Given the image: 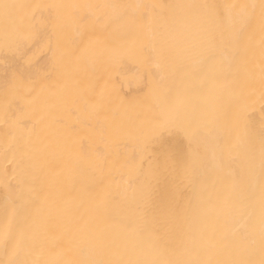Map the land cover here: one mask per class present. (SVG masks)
Returning <instances> with one entry per match:
<instances>
[{"label":"bare ground","instance_id":"bare-ground-1","mask_svg":"<svg viewBox=\"0 0 264 264\" xmlns=\"http://www.w3.org/2000/svg\"><path fill=\"white\" fill-rule=\"evenodd\" d=\"M0 264H264V0H0Z\"/></svg>","mask_w":264,"mask_h":264}]
</instances>
